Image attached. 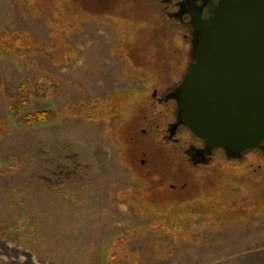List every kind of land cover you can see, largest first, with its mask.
<instances>
[{"label": "rangeland", "instance_id": "obj_1", "mask_svg": "<svg viewBox=\"0 0 264 264\" xmlns=\"http://www.w3.org/2000/svg\"><path fill=\"white\" fill-rule=\"evenodd\" d=\"M161 1L0 0V262L215 264L264 249V155L193 165L165 137L154 93L187 58L161 53ZM38 111L54 119L24 123Z\"/></svg>", "mask_w": 264, "mask_h": 264}, {"label": "water", "instance_id": "obj_2", "mask_svg": "<svg viewBox=\"0 0 264 264\" xmlns=\"http://www.w3.org/2000/svg\"><path fill=\"white\" fill-rule=\"evenodd\" d=\"M192 1L191 62L168 95L176 126L228 159L264 152V0Z\"/></svg>", "mask_w": 264, "mask_h": 264}, {"label": "flooded vegetation", "instance_id": "obj_3", "mask_svg": "<svg viewBox=\"0 0 264 264\" xmlns=\"http://www.w3.org/2000/svg\"><path fill=\"white\" fill-rule=\"evenodd\" d=\"M219 0H212L211 1V6L213 7L218 3ZM162 2L165 4L164 10L166 11L167 15L172 17L173 19H176L179 21L183 29L186 31L185 32V37L188 42V58H187V65L184 73L182 74L181 78L178 79L173 86L170 88L166 89L167 91L164 92L161 97H157V90H155L154 97L157 98L158 102L161 104H165L166 107H163V109L160 112V115L162 116L165 114L166 111H168L167 116H171V119L169 122L166 124V130L167 134L165 137L170 140L176 147L180 148V153H184L188 160L193 164V165H211L214 159L219 155V154H224V152L221 149H214L209 151L204 144V142L194 136L192 132L184 125L180 124L176 126L177 123V113H176V103L173 99L169 98L168 95L169 93L181 82L183 79L186 70L191 62L190 59V50L192 47L191 44V28L189 25V20L190 16L188 13H186V8L188 7L189 4H192V0H162ZM198 4H201V1L198 2ZM163 5L161 6V8ZM209 8L206 7L203 12L204 18H208L210 13H209ZM159 114V113H158ZM164 116V115H163ZM166 119V116H165ZM179 136V138H178ZM259 152L262 155H264V152L256 149L251 151L250 153H247L243 158L241 159H233V160H244L249 154ZM226 156V155H225Z\"/></svg>", "mask_w": 264, "mask_h": 264}, {"label": "trees", "instance_id": "obj_4", "mask_svg": "<svg viewBox=\"0 0 264 264\" xmlns=\"http://www.w3.org/2000/svg\"><path fill=\"white\" fill-rule=\"evenodd\" d=\"M152 4H153V2H152ZM151 9H153V12L155 11V14L157 16L154 18V20H157V23L159 24L158 26L156 24H154L155 25L154 26L155 35H156L157 39H159V38L162 39V40L165 39V41L168 42L171 45H178L176 43V41L173 40V37L175 35H179V36H181V44L184 41H185L184 45H185V43H187L185 46H181L180 48H176V49H173V48L167 46L169 44H165L164 43V45L162 46V49H161V53L164 52V51L168 52V55L166 56L165 60L168 61V62L169 61L172 62V61L177 60V62H179V61H181V58H183V57H184V59L188 58V42H187L186 37H185V32L186 31L183 29L182 24L179 21H177L176 19H173L172 17L167 15L166 11L161 8V5L158 6V8H156L154 5H152ZM149 17H146V18L150 20L151 16H149ZM160 23L163 24V27L160 26ZM158 33H159V36H158ZM175 52L179 55L176 58L174 56H172V54H171V53H175ZM162 66H166V65L164 64ZM164 68L165 67H163V69ZM23 86H24L23 84L20 85V90L21 91H22V87ZM12 99L13 100L9 101L8 107H9L10 111L13 114H18L20 112L21 105H23V104L22 103H16L17 106L15 107L13 103L15 102L16 98L12 97ZM19 101H20V97H19ZM75 104H78V106L81 104L80 106H82V103L81 102L78 103V101L75 102L73 105H75ZM77 109H78L77 107L74 108V110H73L74 111V115H77L78 113H81V112H78ZM89 113H90L89 117L90 116H94L92 114V112H89ZM154 115L156 116L157 113H155ZM52 117L49 116V113L47 111H38V112H35V113H29V114L24 115L23 121H24L25 124H29V123L33 124L34 121L38 122V121L54 119ZM144 130L146 131L147 129H144Z\"/></svg>", "mask_w": 264, "mask_h": 264}, {"label": "crops", "instance_id": "obj_5", "mask_svg": "<svg viewBox=\"0 0 264 264\" xmlns=\"http://www.w3.org/2000/svg\"><path fill=\"white\" fill-rule=\"evenodd\" d=\"M72 260V259H71ZM0 264H56L54 262H45L39 259H33L29 256L19 257L15 259L2 258ZM70 264H76L75 259H73ZM215 264H264V249L251 251L248 254L232 257L225 259L224 261L215 263Z\"/></svg>", "mask_w": 264, "mask_h": 264}]
</instances>
